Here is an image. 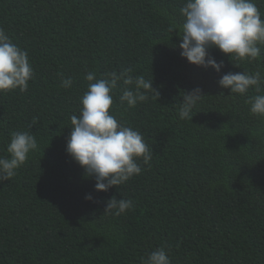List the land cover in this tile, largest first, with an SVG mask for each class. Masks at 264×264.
Returning a JSON list of instances; mask_svg holds the SVG:
<instances>
[{"label": "trees", "instance_id": "trees-1", "mask_svg": "<svg viewBox=\"0 0 264 264\" xmlns=\"http://www.w3.org/2000/svg\"><path fill=\"white\" fill-rule=\"evenodd\" d=\"M184 2L0 0V27L33 67L26 91L0 92V156L13 131H30L38 143L0 182V264H140L161 247L171 264H264V116L249 110L253 88L241 95L217 85L229 71L264 74V45L253 60L210 48L220 73L187 62L178 30L169 32L182 24ZM253 2L264 19V0ZM125 68L152 79L158 96L147 91L128 107L117 88L109 111L153 155L137 160L141 174L96 191L65 151L70 118L89 71L103 79ZM197 87L204 96L182 120L183 92ZM113 195L133 209L104 212Z\"/></svg>", "mask_w": 264, "mask_h": 264}, {"label": "clouds", "instance_id": "clouds-1", "mask_svg": "<svg viewBox=\"0 0 264 264\" xmlns=\"http://www.w3.org/2000/svg\"><path fill=\"white\" fill-rule=\"evenodd\" d=\"M183 19L178 27H169L171 33L177 29L180 37V55L187 62L203 67H211L221 72L223 61L210 55L209 49L216 48L221 53L232 55L235 60H253L260 55L259 45H264V19L253 0H185L179 9ZM234 66H238L234 64ZM132 69L104 74L97 79L95 72L89 71L85 79L87 90L80 97L79 115H73L71 131L66 140L65 151L84 171L85 177L95 180L94 190L108 191L119 186L134 175L141 174L142 159L148 164L153 151L138 130L119 121L109 109L113 104V90L120 88V103L135 107L138 102L148 99L147 91L156 97L158 92L152 87V79L143 75H132ZM33 77V67L26 50L14 44L6 30L0 27V92L19 88L26 91ZM71 79H62L61 86L68 88ZM122 85V87H121ZM217 85L229 89L230 93L244 95L253 88L256 95L247 103L250 112L264 116V74L227 72L220 76ZM204 95L197 87L183 92V100L178 106L180 119L193 116L192 110ZM38 148L35 136L30 131H13L6 147L7 156H0V182L10 180L26 162L28 154ZM91 200V194L85 195ZM129 199L110 197L104 209L114 215H121L133 209ZM140 264H171L164 248H158L140 258Z\"/></svg>", "mask_w": 264, "mask_h": 264}]
</instances>
